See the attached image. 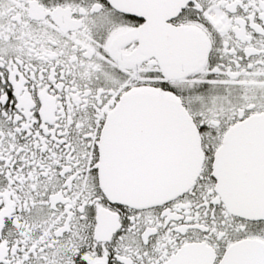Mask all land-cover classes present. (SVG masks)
<instances>
[{"label": "snow or ice", "instance_id": "6c2138e0", "mask_svg": "<svg viewBox=\"0 0 264 264\" xmlns=\"http://www.w3.org/2000/svg\"><path fill=\"white\" fill-rule=\"evenodd\" d=\"M0 264H264V0H0Z\"/></svg>", "mask_w": 264, "mask_h": 264}]
</instances>
